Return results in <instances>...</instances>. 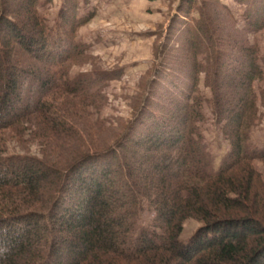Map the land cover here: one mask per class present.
<instances>
[{
  "label": "trees",
  "instance_id": "trees-1",
  "mask_svg": "<svg viewBox=\"0 0 264 264\" xmlns=\"http://www.w3.org/2000/svg\"><path fill=\"white\" fill-rule=\"evenodd\" d=\"M39 1H0V264H264V146H250L264 0H231L242 26L223 0H181V49L120 136L91 117L123 71L71 76L95 15L68 8L49 27ZM202 77L230 143L220 167L198 127ZM11 143L27 152L4 156ZM190 219L202 226L182 242Z\"/></svg>",
  "mask_w": 264,
  "mask_h": 264
},
{
  "label": "rangeland",
  "instance_id": "rangeland-1",
  "mask_svg": "<svg viewBox=\"0 0 264 264\" xmlns=\"http://www.w3.org/2000/svg\"><path fill=\"white\" fill-rule=\"evenodd\" d=\"M23 2L21 4L17 1L14 5L17 9H24L28 3ZM70 2L40 0L37 8L49 27H54L61 19L60 13L68 8L69 11L78 10L79 17L95 15L77 33V41L87 49V59L73 68L71 76L90 72L96 67L105 71H123L121 79L112 82L105 89L106 106L99 113L93 111L91 117L93 121H103L113 133L120 136L125 126L134 120L147 96L148 83L157 69L163 63H171L166 57L176 56L181 49L184 42L179 34L182 23L178 19L183 18L179 9L181 0H76V3L69 5ZM223 2L232 9L242 26L244 7L231 0ZM225 22L227 26H231L226 17ZM250 41L257 46L264 68V30L251 34ZM199 94L203 97L205 115V120L198 124L199 131L220 167L230 150V143L215 122L212 93L205 87L203 77ZM254 94L258 99L259 120L252 129L250 146L260 149L264 146V78L255 82ZM23 150L17 144L11 143L4 156L24 155L27 151ZM29 151L32 155L41 156L38 145L30 144ZM254 165L264 176V164L255 162ZM140 216L138 231L142 228L149 229L154 213L145 208ZM201 226L195 220H187L180 240L188 242Z\"/></svg>",
  "mask_w": 264,
  "mask_h": 264
}]
</instances>
